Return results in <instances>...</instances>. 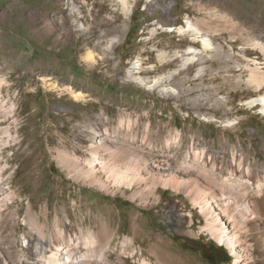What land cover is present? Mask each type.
<instances>
[{
    "label": "rangeland",
    "instance_id": "1",
    "mask_svg": "<svg viewBox=\"0 0 264 264\" xmlns=\"http://www.w3.org/2000/svg\"><path fill=\"white\" fill-rule=\"evenodd\" d=\"M92 1L0 0V75L6 81L1 90L16 105L19 131L18 139L4 148L8 164L0 198L10 190L17 196L0 206V264L9 252V264H31L23 258L18 263L14 255L25 253L32 260L37 236L52 237L60 251L73 247L78 255L86 250L76 241L81 228L93 226L98 219L111 220L104 235L112 234L114 245L125 235H133V220L140 222L136 256L124 257L121 264H141L149 255L147 239L156 233L164 234L167 246L194 264H232L230 249L204 229L203 214L185 194L160 186L155 190L160 198L154 202L147 186L120 188L106 180L99 185L77 175L76 164L69 163L67 154L78 149L75 154L83 160L81 151L87 142L79 140L89 117H109L111 130L116 131L119 117L128 115L130 132L122 127L120 136L121 128L107 136L123 140L135 160L159 155L173 157L180 164L190 160L191 146L196 145L204 159L220 154L229 160L231 152L236 157L240 154L241 147L247 153L244 168H252V160L263 161L264 115L258 107L244 103L256 92L247 85L248 74L240 64L251 63L253 58L261 61L260 53L243 48L247 36L230 29L219 31L214 39L204 37L209 46L227 52V72L222 71L217 51H207L201 41L193 52H184L192 37L188 17L206 18L205 11L192 3L226 12L264 41V0H132L126 19L118 7L112 12L102 10L101 16L110 22L97 27L98 32L119 25L124 28L122 33L115 28L101 49H94L97 62L89 68L82 54L86 35L93 29ZM166 7L169 21H162ZM69 15L72 17L67 19ZM158 43L169 46L160 45L149 54L147 50ZM160 52H177L179 57L154 72L144 71L159 64L156 53ZM101 55L109 59L104 61ZM188 61H193L189 70ZM109 64L117 65V78L111 77V69H105ZM45 80L60 88L69 85L83 92L86 100L77 101L66 90L49 91ZM139 84L157 89L149 92ZM225 97L233 98L232 111L227 113ZM9 118L1 125L12 122ZM238 120L241 125L233 123ZM130 133L138 137H130ZM143 134L149 135L145 141L141 140ZM181 177L193 180L197 176L190 170ZM173 202L182 214L174 222ZM61 230L77 244L62 243L61 236L58 238ZM253 255L255 264H264L259 249Z\"/></svg>",
    "mask_w": 264,
    "mask_h": 264
},
{
    "label": "bare ground",
    "instance_id": "2",
    "mask_svg": "<svg viewBox=\"0 0 264 264\" xmlns=\"http://www.w3.org/2000/svg\"><path fill=\"white\" fill-rule=\"evenodd\" d=\"M131 3L132 0L92 1L94 10L91 11V23L93 24V29L86 35L85 39L88 40L84 44L86 49L82 54L83 61L87 67L90 68L96 65L97 59L95 58L94 49H101L102 44L105 43V40L108 41V37L114 32L115 28V32H123L124 27L122 25L115 28H107L104 33L96 30L97 27L106 26L110 22L109 19L101 16L102 10H110L112 12L118 7L121 15L126 19L130 16ZM192 4L205 11L206 18L188 17L187 20H189V29L192 32V37L190 41H187L188 48L184 53L193 52L194 45L201 41L202 47L207 51H217L218 59H221L223 63L222 71L227 72L228 64L226 59H224L228 55L227 52H221L217 45L209 46V43L206 44L207 41H205L204 37L209 36L214 39V36L219 31L226 29H230L229 31L239 35L247 36L243 48L246 49L248 47L256 51V53H260L261 61L253 58L251 63H240L243 70L248 74L247 85L256 92V96L245 100L244 103L248 106L258 107L259 111L264 115V41L243 26V21L235 22L226 12L207 9L200 3ZM97 5H99V8L96 9ZM114 6L115 8H113ZM165 9L162 21H169L167 7ZM83 16L88 20L87 15ZM70 17L72 15H69L67 19ZM91 36L95 38L89 40ZM235 37V35L231 36L233 39ZM160 45L162 47L169 46L168 44L158 43L155 48L152 47L147 50L148 53L153 54L154 50H158L157 47ZM178 55L177 52L172 54L166 52L156 53V59L159 64L155 67L144 69V71L147 73L154 72L167 64H173L177 61ZM101 57L104 56L101 55ZM245 57V54L242 53V58ZM103 59L104 61L108 60V55ZM187 63L188 66L186 68L189 70L193 61H188ZM105 69H111V77L117 78L119 73L117 65L111 67L109 64ZM47 80L44 83L49 91L66 90L75 100H86V95L83 92L77 91L69 85L60 88V85L54 81L47 82ZM186 81L188 79H185ZM5 82L0 75V192H4L2 186L5 183L3 171L8 164L4 155V148L9 143L16 141L19 136L17 135L19 131L16 128L17 119L14 118L16 105L2 94L1 88ZM131 82L135 81L131 80ZM139 86L149 92H155L157 89L155 86L148 87L141 84ZM230 98L225 97L223 101V104L228 106L225 113L232 111V107L229 104L232 103L233 98ZM10 116L12 117V122L10 121L7 125H1L2 121L5 122ZM88 120L89 122L82 129L79 140L81 143L87 142L85 151H81L84 157L83 160L75 154V151H80L78 149L67 154L69 155V163L76 164L77 175H82L86 179L99 183V185L105 183L104 181L106 180L108 184L120 188L136 185L142 189V187L147 186V188L151 189L154 202L160 198V195L155 192L160 186L169 188L177 193H183L191 201L194 208L199 207L205 218L204 229L220 244L224 243L230 249L234 256L232 264H241V261H243V264H255L253 255L255 248L259 249L264 259V160H252L253 167L250 169L248 166L244 168L243 158L247 157V153L245 155L244 149L241 147L239 149L240 154L237 157L234 152H231V159L226 160L223 155L219 156L220 154L216 157L211 154L212 156L204 159L205 157L202 158L200 155L202 152L200 153V149L196 145L191 146L192 154L190 160L182 161L180 164H176L173 157H170L169 160L159 155L140 157L135 160L132 158L134 156H130V149L124 144L123 140L119 142L107 136L109 132L115 133L118 128H121L118 132L120 136L124 133L122 132V127L124 130L129 131L131 123L128 115L119 117L116 131L111 130L112 120L109 117L100 115L95 118L91 116ZM233 123L241 125L242 122L238 120ZM144 134L141 136L142 141L149 138V135ZM130 137L137 138L138 134L130 133ZM177 137L178 135L175 134L173 138ZM31 147L32 145L30 144L29 148ZM33 151L34 149H31L29 154H32ZM60 159L66 161L64 157ZM190 170L197 177L193 180H182L181 175L189 173ZM16 196L17 193L10 190L5 196L0 198V206L12 202ZM173 203L171 211L174 222L182 214L177 208L178 203ZM2 217L3 214L0 209V219ZM110 221L106 219L104 222L102 219H98L93 226L87 225V227L81 228L80 238L78 236L76 241L80 240L86 250L78 255L73 250V247L64 248L62 249L63 251H60L59 245H54L55 239L52 237L37 236L36 241L33 242L34 253L32 260L25 253H16L14 256H16L18 263L23 258L27 263L30 261L31 264H121L125 260L124 257L134 258L136 256V239L140 235L141 225L138 220H133V235H125L121 241L114 245L113 235H104L108 228H111ZM190 221H192V218ZM60 236L62 243L70 240L73 245L77 244L71 235L67 236L62 230L59 231L58 238ZM23 240L26 239L23 238ZM147 243L149 255L143 258L141 264H194L188 257H182L169 248L164 234L156 233L154 237L149 236ZM8 254L10 255V252ZM113 254H115V257H113ZM9 255L1 257L4 264H9Z\"/></svg>",
    "mask_w": 264,
    "mask_h": 264
},
{
    "label": "built area",
    "instance_id": "3",
    "mask_svg": "<svg viewBox=\"0 0 264 264\" xmlns=\"http://www.w3.org/2000/svg\"><path fill=\"white\" fill-rule=\"evenodd\" d=\"M27 245H28V243H27ZM23 246H24V247H27V246H26V244H25V245H23Z\"/></svg>",
    "mask_w": 264,
    "mask_h": 264
}]
</instances>
